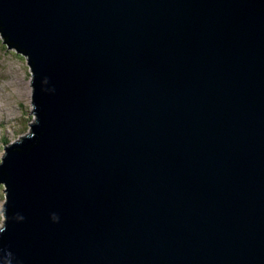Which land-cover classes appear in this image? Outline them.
I'll use <instances>...</instances> for the list:
<instances>
[{
  "label": "water",
  "instance_id": "1",
  "mask_svg": "<svg viewBox=\"0 0 264 264\" xmlns=\"http://www.w3.org/2000/svg\"><path fill=\"white\" fill-rule=\"evenodd\" d=\"M0 32L35 114L0 264H264V0H0Z\"/></svg>",
  "mask_w": 264,
  "mask_h": 264
},
{
  "label": "rangeland",
  "instance_id": "2",
  "mask_svg": "<svg viewBox=\"0 0 264 264\" xmlns=\"http://www.w3.org/2000/svg\"><path fill=\"white\" fill-rule=\"evenodd\" d=\"M32 88V73L26 58L8 48L0 34V163L5 147L31 131L35 118ZM6 189L4 183L0 184V228Z\"/></svg>",
  "mask_w": 264,
  "mask_h": 264
},
{
  "label": "bare ground",
  "instance_id": "3",
  "mask_svg": "<svg viewBox=\"0 0 264 264\" xmlns=\"http://www.w3.org/2000/svg\"><path fill=\"white\" fill-rule=\"evenodd\" d=\"M2 101V100H1ZM3 102V101H2ZM1 105V104H0ZM5 108V107H4ZM1 109V108H0ZM2 112H4V111H2ZM4 115V114H3ZM5 120V119H4ZM0 121H2V118H0ZM2 124H3V122H2ZM1 124V125H2ZM6 184V183H5ZM4 212V211H3Z\"/></svg>",
  "mask_w": 264,
  "mask_h": 264
},
{
  "label": "clouds",
  "instance_id": "4",
  "mask_svg": "<svg viewBox=\"0 0 264 264\" xmlns=\"http://www.w3.org/2000/svg\"><path fill=\"white\" fill-rule=\"evenodd\" d=\"M2 37V36H1ZM6 44V43H5ZM7 45V44H6ZM8 47V46H7ZM9 48V47H8ZM12 49V48H11ZM32 125V124H31ZM31 125H30V128H31Z\"/></svg>",
  "mask_w": 264,
  "mask_h": 264
}]
</instances>
